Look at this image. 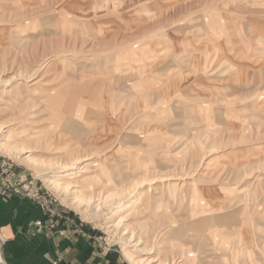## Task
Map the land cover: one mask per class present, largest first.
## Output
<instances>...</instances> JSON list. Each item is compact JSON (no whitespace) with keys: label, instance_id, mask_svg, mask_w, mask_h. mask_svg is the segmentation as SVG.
<instances>
[{"label":"rangeland","instance_id":"obj_1","mask_svg":"<svg viewBox=\"0 0 264 264\" xmlns=\"http://www.w3.org/2000/svg\"><path fill=\"white\" fill-rule=\"evenodd\" d=\"M0 156L128 264H264V0H0Z\"/></svg>","mask_w":264,"mask_h":264},{"label":"crops","instance_id":"obj_2","mask_svg":"<svg viewBox=\"0 0 264 264\" xmlns=\"http://www.w3.org/2000/svg\"><path fill=\"white\" fill-rule=\"evenodd\" d=\"M59 211L48 215L36 202L6 194L0 185V244L5 264H128L101 248L88 228L81 230L74 214Z\"/></svg>","mask_w":264,"mask_h":264},{"label":"built area","instance_id":"obj_3","mask_svg":"<svg viewBox=\"0 0 264 264\" xmlns=\"http://www.w3.org/2000/svg\"><path fill=\"white\" fill-rule=\"evenodd\" d=\"M1 157V156H0ZM0 185L4 192L10 195H16L28 198L39 204L48 215H57L52 209L49 200L42 197L39 190L36 189L32 181L21 178L12 166V163L4 159L0 160ZM38 227L42 226V222H37Z\"/></svg>","mask_w":264,"mask_h":264},{"label":"bare ground","instance_id":"obj_4","mask_svg":"<svg viewBox=\"0 0 264 264\" xmlns=\"http://www.w3.org/2000/svg\"><path fill=\"white\" fill-rule=\"evenodd\" d=\"M1 147H4V146H1ZM70 168H75V167H70ZM65 169H67V168H65ZM76 175V172H72V173H69V174H67V176H68V178H69V180H77V176H75ZM79 177V176H78ZM59 182H58V180L57 179H52L51 180V184H54L55 186L58 184ZM70 184V183H69ZM68 188V187H67ZM70 188V187H69ZM68 190V189H67ZM80 210V209H79ZM139 245H136V247H138ZM143 260H145V259H143ZM0 264H4L3 262H2V260H1V255H0Z\"/></svg>","mask_w":264,"mask_h":264}]
</instances>
